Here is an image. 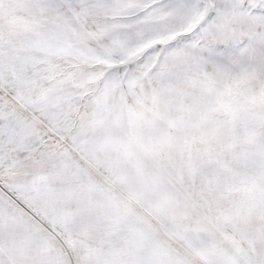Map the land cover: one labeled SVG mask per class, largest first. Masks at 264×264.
I'll return each instance as SVG.
<instances>
[{
	"label": "snow or ice",
	"instance_id": "6c2138e0",
	"mask_svg": "<svg viewBox=\"0 0 264 264\" xmlns=\"http://www.w3.org/2000/svg\"><path fill=\"white\" fill-rule=\"evenodd\" d=\"M0 264H264V0H0Z\"/></svg>",
	"mask_w": 264,
	"mask_h": 264
}]
</instances>
